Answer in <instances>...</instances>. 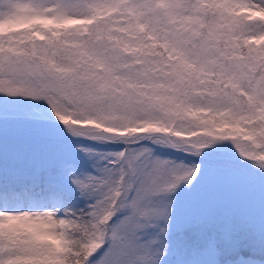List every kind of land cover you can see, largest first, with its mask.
Masks as SVG:
<instances>
[{
  "label": "snow or ice",
  "instance_id": "1",
  "mask_svg": "<svg viewBox=\"0 0 264 264\" xmlns=\"http://www.w3.org/2000/svg\"><path fill=\"white\" fill-rule=\"evenodd\" d=\"M0 264H264V0H0Z\"/></svg>",
  "mask_w": 264,
  "mask_h": 264
}]
</instances>
